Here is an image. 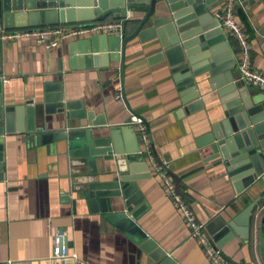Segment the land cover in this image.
I'll return each instance as SVG.
<instances>
[{
	"label": "crops",
	"instance_id": "1",
	"mask_svg": "<svg viewBox=\"0 0 264 264\" xmlns=\"http://www.w3.org/2000/svg\"><path fill=\"white\" fill-rule=\"evenodd\" d=\"M228 2H221L214 14L225 11ZM148 10L149 6L130 8L126 20H116L112 14L104 22H123L124 35L128 36ZM234 17L251 46L252 69L264 74V38L260 34L264 5L234 6ZM230 34L240 76L242 46ZM77 40L46 50L34 41L0 39V81L6 99L16 103L36 99L43 95L46 84L56 83L62 76L67 100H83L87 110L105 118L108 125H121L132 116L142 118L147 134V141L140 136L143 149L155 161L153 177L138 182L143 203L148 206L138 224L178 264H212L205 248L191 237L174 200L166 194L158 170L173 181L196 220L206 225L218 215L229 219L240 214L264 195V179L238 194L213 162H205L209 154L198 146V140L209 129V119H215L212 97L216 94L204 97L206 108L183 116L168 67L148 62L158 52L157 40L143 44L137 37L127 44L123 81L118 62H111L108 68L71 70L69 46ZM208 92L209 88L202 89L201 94ZM63 120L62 114L48 116L47 128H62L63 124L53 123ZM5 154V177L0 181V264H62L52 259L53 238L59 231L67 235L70 255L77 256L68 264H157L103 215L91 214L84 203L75 205L66 198L72 172L66 159L56 152L48 153L46 148L28 146L20 137L8 139ZM263 206L264 200L258 210ZM252 240L244 246L235 238L221 252L238 264H264Z\"/></svg>",
	"mask_w": 264,
	"mask_h": 264
},
{
	"label": "water",
	"instance_id": "2",
	"mask_svg": "<svg viewBox=\"0 0 264 264\" xmlns=\"http://www.w3.org/2000/svg\"><path fill=\"white\" fill-rule=\"evenodd\" d=\"M224 1L0 0V24L5 31L87 25L104 22L112 14L116 20H126L130 8L149 6L131 35L96 34L70 44V69L108 68L118 62L123 81L127 44L137 37L143 44L157 40L158 52L148 62L168 67L183 105L181 115L200 112L206 108L204 97L216 94L212 97L215 119H209L198 146L209 154L205 162H213L243 194L264 179V93L236 72L231 34L213 12ZM234 1V6L264 5V0ZM260 34L264 38V27ZM208 88L210 92L203 96L202 89ZM57 114L64 120L53 124L63 127L48 129L46 117ZM13 137L67 160L72 168L68 200L84 203L91 214L103 215L155 263L178 264L138 224L148 208L138 182L153 177L155 160L144 151L132 118L108 125L105 118L88 111L83 100H67L62 76L46 84L43 95L23 103L7 100L0 81V181L5 177L6 144ZM263 200L264 195L258 196L229 219L212 218L206 225L212 245L221 250L238 238L249 246L253 239L264 263V206L258 210ZM65 245L68 250L67 238ZM222 257L238 264L223 253Z\"/></svg>",
	"mask_w": 264,
	"mask_h": 264
},
{
	"label": "built area",
	"instance_id": "3",
	"mask_svg": "<svg viewBox=\"0 0 264 264\" xmlns=\"http://www.w3.org/2000/svg\"><path fill=\"white\" fill-rule=\"evenodd\" d=\"M234 0H229L226 10L222 13H216V19L227 31L234 34L241 42L242 60L240 63V76L247 85L264 92V74L257 72L251 67L250 50L251 46L246 40L245 34L240 25L235 21L234 17ZM96 34L124 36V23L101 22L87 25L77 26H47L34 29H23L14 31L0 32V39L5 41H34L46 50L59 48L62 44L75 39H84ZM118 100L122 97L119 95ZM132 123L136 125V129L141 138L147 141L146 126L142 118L132 116ZM161 178L164 180V190L168 197L174 200L175 205L181 211L182 216L191 230V237L195 238L206 250L209 260L212 264H231L223 259L220 249L214 247L207 236L206 224L198 222L192 214L187 202L178 193L173 181L160 170ZM67 235L64 232H56L53 238L54 254L52 259L68 264L69 261L77 259L76 254L70 255L66 248L65 240Z\"/></svg>",
	"mask_w": 264,
	"mask_h": 264
},
{
	"label": "trees",
	"instance_id": "4",
	"mask_svg": "<svg viewBox=\"0 0 264 264\" xmlns=\"http://www.w3.org/2000/svg\"><path fill=\"white\" fill-rule=\"evenodd\" d=\"M240 14L242 15V17L244 18V20H245V16L240 12ZM125 27V26H124Z\"/></svg>",
	"mask_w": 264,
	"mask_h": 264
}]
</instances>
